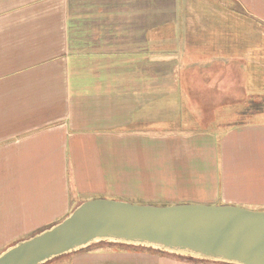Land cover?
Segmentation results:
<instances>
[{
  "label": "crops",
  "instance_id": "obj_1",
  "mask_svg": "<svg viewBox=\"0 0 264 264\" xmlns=\"http://www.w3.org/2000/svg\"><path fill=\"white\" fill-rule=\"evenodd\" d=\"M163 1L0 0V227L18 235L67 217L78 198L83 199L80 204L114 196L118 180L123 186L138 185L139 178L132 175L138 167L117 148L133 152L142 143L145 149L147 129L141 139L131 134L136 132L134 127L127 133V126L149 108L177 114L183 109L176 102L182 98L176 86L164 83L161 74L148 83L146 69L141 70L146 52L154 59L160 55L162 61L163 46L150 45L149 36L164 29ZM165 2L170 4L167 34L174 36L168 48L174 52L179 50V33L192 31L185 3L198 1ZM234 2L250 23L219 0L217 9L204 14L206 27L201 33L235 35L230 44L217 39L219 52L230 53H224L225 58L219 53L218 61L208 60L209 82L217 68L233 65L234 83L244 87L247 76L262 86L264 43H242L239 26L247 24L244 31L264 37V26L254 22L264 24V0ZM148 18L155 20L154 26H147ZM80 35L92 37L80 44L89 42L93 50H75L73 42ZM226 76L223 69L216 82H226ZM251 88L245 98H264V87ZM225 129L234 131L221 137L218 173L210 183L212 199L208 201L218 197L225 204L264 210V120L251 119ZM163 134L155 138L161 160L164 142L170 146L176 137L191 139L175 132ZM181 158L185 159L182 163L195 160ZM138 161L143 164L151 159L143 156ZM127 166L129 171H125ZM126 178L135 182L129 184Z\"/></svg>",
  "mask_w": 264,
  "mask_h": 264
},
{
  "label": "rangeland",
  "instance_id": "obj_2",
  "mask_svg": "<svg viewBox=\"0 0 264 264\" xmlns=\"http://www.w3.org/2000/svg\"><path fill=\"white\" fill-rule=\"evenodd\" d=\"M197 1L198 3L196 4L185 3L186 9L192 16L189 23V30L192 31L189 35L179 33L177 36L178 41L176 42L179 50H175L174 52L168 48L174 37L172 36L171 38L167 34L170 31L169 28H171L170 13H168L170 4L165 2V0L163 1V34L161 32L160 34H151L149 36L150 45L158 46L160 43V46H163L164 51L161 55L162 66H158L161 63L159 61L160 55H155L154 59V56L150 52H146V62L141 64L143 67L141 70L146 69L148 83L153 82L155 77L161 74L164 83L173 87L176 86L177 92L182 94V98L176 99V102L179 107L183 106V109L181 112L179 110L177 114L171 110H151L149 108L146 114L140 115L139 120L136 118L130 122L127 126V133L130 127L131 129L134 127L136 132H131V134L137 133L136 135L141 137V139H144L143 135L145 132L143 133V131L147 129L146 147L144 149L141 140V144L137 148L132 149L133 152L125 149V147H119L117 150L119 152V149H122L125 156L128 155V157L132 158L131 163L138 167V171L132 169L136 171V174L134 175L133 172L132 175L139 178L138 185L123 186L122 181L118 180L119 184L115 187L114 196L112 194V196L108 197L113 198L112 200L155 206L174 204L231 205L222 203V198L218 197H214V200L211 202L208 201V199H212L210 196L212 193L210 183L216 181L215 176L218 173V170L215 168L220 155V140L224 133L234 131L225 129L231 128L233 124L238 125L251 119L264 120V98H253L251 100L245 98L249 96L248 94H251L252 85L258 88L264 87V85L253 84L254 79L251 78L250 81V78L247 79V76L243 77L249 81L244 82V87L242 83H234V79L231 78L234 74L233 65H226V68H217L211 74V82H209L207 74H209L208 71L211 68L208 65V60L218 61L219 53L220 58H225L224 53H230L222 50L219 52L220 45L217 39H221L219 40L220 43L230 44L235 42V35H212L208 31L207 33H201L200 30L206 27L203 24L206 22L204 19H207L204 14L209 13L211 8L215 7L217 9L219 5L217 4L218 0ZM219 1L231 5V11L241 15L243 22L250 23L246 18V14L242 13V10L235 4L234 0ZM222 7L223 5H221ZM166 8L168 10H165ZM254 22L260 27L264 26L260 22ZM154 23L155 20L153 18H148V27L154 26ZM244 25L247 24L239 26L243 33L242 43H245L247 40L251 43H264V37L261 38L262 35L254 36L248 34L249 31H244ZM237 37L239 39L238 34ZM91 38V36H76L77 42H73L75 50H83L84 52L93 50L94 45L89 44V42L85 46L80 44L83 43L84 39L90 40ZM78 39L82 41L78 42ZM212 55L216 58L213 59ZM158 69L160 72H158ZM223 69H226V82L219 84L216 81L218 76L223 73ZM250 69L248 68V71ZM252 70L255 71V68ZM260 70H262L261 67H259ZM184 93L192 97V100L184 96ZM164 101L169 102L170 100ZM183 103H186L187 109H184ZM253 113L256 114L252 115ZM173 132L186 136L184 138L191 139L187 140L176 137L172 140L174 145L170 144V146H168L169 142L166 144L164 142V156L161 155V160L157 157L160 154L158 151L160 145L156 143L155 138L160 134ZM143 153L145 154L143 155ZM143 156H148L151 162L143 164L139 161L135 162L137 158L140 159ZM181 157H187L188 159L193 157L195 160L191 161L192 163H182L181 161L185 159ZM171 168L174 169L172 171L168 170ZM125 171H129L128 166ZM134 179L126 178L123 180L130 184L135 182ZM75 197L76 194L72 192V199H75ZM81 200L83 199L78 198L72 210L79 205L78 203ZM233 206H238V204H233ZM62 220L51 221L50 225L31 227L27 231L20 232L18 235L9 233V228L0 227V255L14 245L16 240L29 238L36 233L49 229L52 225ZM40 264L227 263L219 259L193 255L183 251L167 250L156 246L126 243L112 239H96L85 247L52 257Z\"/></svg>",
  "mask_w": 264,
  "mask_h": 264
},
{
  "label": "water",
  "instance_id": "obj_3",
  "mask_svg": "<svg viewBox=\"0 0 264 264\" xmlns=\"http://www.w3.org/2000/svg\"><path fill=\"white\" fill-rule=\"evenodd\" d=\"M96 239L154 245L238 264H264V210L93 198L49 229L5 250L0 264H40Z\"/></svg>",
  "mask_w": 264,
  "mask_h": 264
},
{
  "label": "trees",
  "instance_id": "obj_4",
  "mask_svg": "<svg viewBox=\"0 0 264 264\" xmlns=\"http://www.w3.org/2000/svg\"><path fill=\"white\" fill-rule=\"evenodd\" d=\"M150 246H154V245H150Z\"/></svg>",
  "mask_w": 264,
  "mask_h": 264
},
{
  "label": "bare ground",
  "instance_id": "obj_5",
  "mask_svg": "<svg viewBox=\"0 0 264 264\" xmlns=\"http://www.w3.org/2000/svg\"><path fill=\"white\" fill-rule=\"evenodd\" d=\"M72 211H73V210H72ZM72 211H71V212H72Z\"/></svg>",
  "mask_w": 264,
  "mask_h": 264
}]
</instances>
